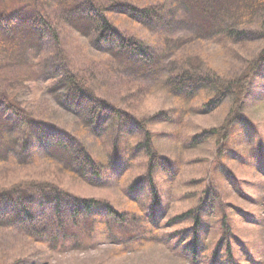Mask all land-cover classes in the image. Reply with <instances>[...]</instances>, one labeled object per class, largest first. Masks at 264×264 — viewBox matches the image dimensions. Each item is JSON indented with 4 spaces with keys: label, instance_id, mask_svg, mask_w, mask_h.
I'll return each instance as SVG.
<instances>
[{
    "label": "rangeland",
    "instance_id": "374dc122",
    "mask_svg": "<svg viewBox=\"0 0 264 264\" xmlns=\"http://www.w3.org/2000/svg\"><path fill=\"white\" fill-rule=\"evenodd\" d=\"M215 1L221 14L211 20L194 0H100L164 10V20L151 27L112 17L118 31L163 52V70L147 78L131 76L87 29L65 25L58 41L44 43L26 30L0 33V93L57 127L55 138L87 145L102 166L99 178L90 174L87 180L63 172L65 161L13 160L15 131L5 129L0 110V196L23 192L30 199L31 184L38 183L101 203L91 215H77L64 202L57 214L34 198L36 232L0 225V264H264V61L258 63L264 12L256 14V0ZM19 2L55 19L61 8L56 0H0V12ZM61 50L73 70L91 74L99 97L131 112L128 127L93 131L58 105L52 78L67 64L58 58ZM188 64L241 79L242 111L216 105L208 92L173 94L165 83L169 72ZM140 120L149 123L153 155L142 151L147 131L137 129ZM225 124L227 139L210 137ZM0 201V216L12 212L14 202ZM106 206L126 214V221L117 222Z\"/></svg>",
    "mask_w": 264,
    "mask_h": 264
},
{
    "label": "trees",
    "instance_id": "16d2710c",
    "mask_svg": "<svg viewBox=\"0 0 264 264\" xmlns=\"http://www.w3.org/2000/svg\"><path fill=\"white\" fill-rule=\"evenodd\" d=\"M56 1L61 6L56 19L47 17L41 9L32 3L19 2L15 8H8L10 11L0 12V33L3 32L6 36L11 37L18 31L26 30L33 35V38L44 43L50 38L55 42L58 41L59 30H63L65 25L79 31L87 29L88 36L102 50L111 53L113 58L119 59L126 67H129L131 76L153 77L163 70V52L153 48L146 40L118 31L112 22V17L127 16L140 25L145 23L151 27L164 20V10L139 7L132 3L120 5L118 2H106L104 4L100 0ZM194 2L202 12L211 17V20L217 19L221 14L214 5L215 0H194ZM60 3L66 5L62 6ZM252 6L258 16L264 12V0H256ZM166 9L169 10V8ZM208 10L210 11L208 12ZM54 21L57 23L55 24ZM32 37H30L31 40ZM58 58L67 62L60 70L62 73L57 74V68L52 78V80L55 79V90L53 91L58 93V98H56L58 105L65 108L66 111L80 116L84 120L85 126L90 127L93 131L102 132L110 129L122 131L124 127L131 124V112H126L98 96L91 86L93 78L90 73L81 75L73 70L69 66L71 64L63 50L58 52ZM263 61L264 54L258 63L262 64ZM129 80L140 85L143 84L142 81ZM240 82L241 79L228 80V78H221L206 67L188 64L183 68L171 70L165 83L176 96L191 98L208 92L211 97L214 96V100L217 101L216 105L229 103L231 111L238 112L243 109L245 93V88L240 86ZM0 110L4 117L5 129L10 132L15 131L13 140L16 152L9 155L13 160L24 158L31 162H39L45 158L50 162L65 161L66 164L61 169L67 174L73 173L76 177L87 180L90 174L97 178L101 176L102 166L97 163L98 160L87 145L82 147L75 140H68V136L55 138L53 131L58 129L57 127L46 125L33 118L23 108L14 104L5 93H0ZM235 121L237 122V120ZM148 125L147 120H140L137 122V129L147 131L145 142L141 147L147 155H153L154 143L148 132ZM228 130L229 127L225 124L220 130L212 132L210 137L215 136L219 140H223L226 138ZM20 137L24 140L25 147L20 146ZM31 139H35V141L33 142ZM31 185L33 194L29 196L30 199L25 198L27 196L23 195L25 194L23 192L19 193L17 198L9 197L8 194L0 196V200L2 198L5 201L14 202L11 204L12 212L0 216V225H7L5 222L16 223L21 229L30 233L36 232L37 221L31 210L34 198H41L42 202L51 206L57 214H60L64 202L68 208L72 209V212L78 213L77 215L82 212L91 215L93 209L101 204L96 200L66 197L64 191L56 185L38 183ZM106 207L111 217L117 222L126 221V214H120L109 206ZM195 218L198 222L199 216H195Z\"/></svg>",
    "mask_w": 264,
    "mask_h": 264
}]
</instances>
